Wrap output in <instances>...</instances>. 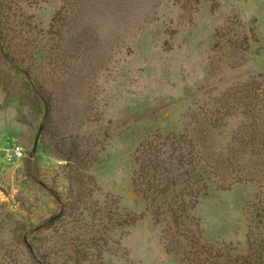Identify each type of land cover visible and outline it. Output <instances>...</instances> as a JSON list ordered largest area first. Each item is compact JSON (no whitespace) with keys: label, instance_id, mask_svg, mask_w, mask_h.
<instances>
[{"label":"rangeland","instance_id":"obj_1","mask_svg":"<svg viewBox=\"0 0 264 264\" xmlns=\"http://www.w3.org/2000/svg\"><path fill=\"white\" fill-rule=\"evenodd\" d=\"M0 46V264L264 244V0H0Z\"/></svg>","mask_w":264,"mask_h":264},{"label":"trees","instance_id":"obj_2","mask_svg":"<svg viewBox=\"0 0 264 264\" xmlns=\"http://www.w3.org/2000/svg\"><path fill=\"white\" fill-rule=\"evenodd\" d=\"M25 75L28 76L26 73ZM184 218H187V216L185 217V214L182 212H180L179 214L170 213V221L172 225L179 226ZM247 240L248 248L247 254L245 256H235L233 258H229V256H227L228 259H226L225 261H222L223 255L221 254V252L224 251L223 247H216V264H264V244H257L251 238V236H248ZM202 250L204 251V254L208 253V250Z\"/></svg>","mask_w":264,"mask_h":264},{"label":"water","instance_id":"obj_3","mask_svg":"<svg viewBox=\"0 0 264 264\" xmlns=\"http://www.w3.org/2000/svg\"><path fill=\"white\" fill-rule=\"evenodd\" d=\"M0 53L2 54V48H1V46H0ZM25 76H26V75H25ZM26 78H27L28 82L30 83L32 89L34 90V93H35V94L38 96V98L41 100V102H42V104H43V108H44V116H45L46 113H47V105H46V102H45L44 98H43V97H42V96H41V95H40V94L34 89V86L31 84V81H30V79L28 78V76H26ZM41 130H42V125H40V126L38 127L37 133H36L35 138H34L32 151H34L35 148H36L37 141H38V139H39V136H40Z\"/></svg>","mask_w":264,"mask_h":264},{"label":"built area","instance_id":"obj_4","mask_svg":"<svg viewBox=\"0 0 264 264\" xmlns=\"http://www.w3.org/2000/svg\"><path fill=\"white\" fill-rule=\"evenodd\" d=\"M7 158L9 161H15L22 158V151L19 147H14L10 149L9 153L7 154Z\"/></svg>","mask_w":264,"mask_h":264}]
</instances>
